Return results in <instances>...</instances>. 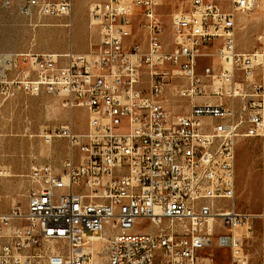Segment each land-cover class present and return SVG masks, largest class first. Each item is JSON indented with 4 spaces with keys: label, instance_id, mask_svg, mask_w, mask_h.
Segmentation results:
<instances>
[{
    "label": "built area",
    "instance_id": "built-area-1",
    "mask_svg": "<svg viewBox=\"0 0 264 264\" xmlns=\"http://www.w3.org/2000/svg\"><path fill=\"white\" fill-rule=\"evenodd\" d=\"M16 0H0L9 8ZM163 40L161 0L90 5L89 50L0 52V97L55 94L70 113L60 169L34 165L27 204L0 211V264H252L264 214L236 207L237 149L264 136V46L240 51L238 16L259 0H187ZM21 15L58 17L74 0H18ZM146 42L131 40L134 25ZM210 60L205 62V60ZM85 126L75 128L73 112Z\"/></svg>",
    "mask_w": 264,
    "mask_h": 264
},
{
    "label": "rangeland",
    "instance_id": "rangeland-1",
    "mask_svg": "<svg viewBox=\"0 0 264 264\" xmlns=\"http://www.w3.org/2000/svg\"><path fill=\"white\" fill-rule=\"evenodd\" d=\"M161 2L159 13L164 28L163 40L169 44L172 40L171 15L187 9L189 2ZM17 3L18 0L12 7L0 8V52L84 53L89 50L91 38L96 37L89 27L84 3L75 4L74 1L70 14L41 20L21 15ZM131 40L146 42L140 25H134ZM236 45L240 51L264 46V0H259L256 9L238 16ZM70 116L61 97L55 94L21 93L6 101L0 97V211H8L13 206L26 207L28 176L34 165L50 164L56 169L61 168L69 152L68 142L65 138L47 141L46 136L68 123ZM73 116L75 128L82 130L85 126L83 111L75 110ZM236 172L237 209L264 214V136L240 140ZM254 224L247 249L252 264H264V217L256 218ZM96 247L92 256L95 253L97 258L93 256V260L105 264L106 242L100 240ZM206 253L216 255L213 264H230L229 258H225V250L216 245Z\"/></svg>",
    "mask_w": 264,
    "mask_h": 264
},
{
    "label": "crops",
    "instance_id": "crops-1",
    "mask_svg": "<svg viewBox=\"0 0 264 264\" xmlns=\"http://www.w3.org/2000/svg\"><path fill=\"white\" fill-rule=\"evenodd\" d=\"M74 1H75V4H78V3H84L85 4V9H86L87 18H88V9H89L90 5L95 3V2L102 1V0H74ZM88 24H89V22H88Z\"/></svg>",
    "mask_w": 264,
    "mask_h": 264
},
{
    "label": "bare ground",
    "instance_id": "bare-ground-1",
    "mask_svg": "<svg viewBox=\"0 0 264 264\" xmlns=\"http://www.w3.org/2000/svg\"><path fill=\"white\" fill-rule=\"evenodd\" d=\"M101 239H98V238H93L92 239V244H90L89 246H88V248H87V250H89L90 252H94V248L96 247V246H98V244H99V241H100ZM96 249H97V247H96ZM94 255V257L95 258H97L96 256H95V253H93ZM98 255V254H97ZM98 260V259H97ZM99 261V260H98Z\"/></svg>",
    "mask_w": 264,
    "mask_h": 264
}]
</instances>
